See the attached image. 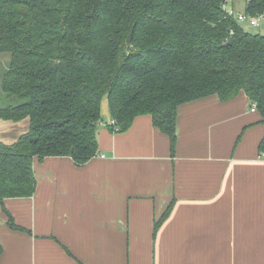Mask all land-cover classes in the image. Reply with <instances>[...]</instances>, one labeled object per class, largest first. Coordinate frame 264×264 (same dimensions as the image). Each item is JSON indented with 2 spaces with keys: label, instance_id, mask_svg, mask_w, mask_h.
<instances>
[{
  "label": "crops",
  "instance_id": "crops-1",
  "mask_svg": "<svg viewBox=\"0 0 264 264\" xmlns=\"http://www.w3.org/2000/svg\"><path fill=\"white\" fill-rule=\"evenodd\" d=\"M101 113L97 155L35 157L33 196L0 203V264H264V117L245 92L181 104L174 154L150 115L119 132L107 97ZM29 127L0 119V143Z\"/></svg>",
  "mask_w": 264,
  "mask_h": 264
},
{
  "label": "trees",
  "instance_id": "trees-1",
  "mask_svg": "<svg viewBox=\"0 0 264 264\" xmlns=\"http://www.w3.org/2000/svg\"><path fill=\"white\" fill-rule=\"evenodd\" d=\"M245 1L249 15L264 13V0ZM226 2L0 0V67L10 54L1 88L14 101L0 106V119L30 121L16 141L0 143V203L33 196L35 157L84 165L97 155L105 97L111 130L126 131L148 114L173 154L183 103L245 92L264 117V34L246 30Z\"/></svg>",
  "mask_w": 264,
  "mask_h": 264
},
{
  "label": "rangeland",
  "instance_id": "rangeland-1",
  "mask_svg": "<svg viewBox=\"0 0 264 264\" xmlns=\"http://www.w3.org/2000/svg\"><path fill=\"white\" fill-rule=\"evenodd\" d=\"M245 6H246L245 0H227V2L225 3V8L232 9L235 12V17L237 13L245 11ZM240 23L246 30H248L251 33L264 34V20L260 21L259 26L251 25L250 22H248L247 20L240 21ZM9 62H10V54L7 53L2 59V65L0 67V74H2V72H4V69L8 67ZM12 102L14 101L8 100L6 94L2 91L1 75H0V106H6ZM113 123H114V120H112V124Z\"/></svg>",
  "mask_w": 264,
  "mask_h": 264
},
{
  "label": "built area",
  "instance_id": "built-area-1",
  "mask_svg": "<svg viewBox=\"0 0 264 264\" xmlns=\"http://www.w3.org/2000/svg\"><path fill=\"white\" fill-rule=\"evenodd\" d=\"M229 15L234 16L235 17V12L232 9H227ZM238 21H244L247 20L248 22H250L251 25H255V26H259L260 25V21L264 20V13L258 14V15H249L248 13L244 12H239L237 13L236 17H235ZM251 110L252 111H256L258 110L257 105L256 104H252L251 105ZM261 158L264 159V151H262L260 153Z\"/></svg>",
  "mask_w": 264,
  "mask_h": 264
},
{
  "label": "water",
  "instance_id": "water-1",
  "mask_svg": "<svg viewBox=\"0 0 264 264\" xmlns=\"http://www.w3.org/2000/svg\"><path fill=\"white\" fill-rule=\"evenodd\" d=\"M230 43H232V39H230V41L227 44H230Z\"/></svg>",
  "mask_w": 264,
  "mask_h": 264
}]
</instances>
